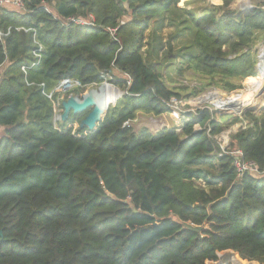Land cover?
<instances>
[{
	"label": "trees",
	"instance_id": "obj_1",
	"mask_svg": "<svg viewBox=\"0 0 264 264\" xmlns=\"http://www.w3.org/2000/svg\"><path fill=\"white\" fill-rule=\"evenodd\" d=\"M222 1L200 14L186 0L0 5V264H219L228 254L264 264V176L239 178L214 139L249 121L230 146L263 171L264 114L216 121L209 110L190 113L181 132L130 125L139 114H170L165 102L183 98L158 69L154 57L165 51L227 93L258 76L264 9L241 13L231 9L234 0ZM91 16L92 26L63 23ZM190 26L192 43L176 53L172 41ZM167 27L175 28L168 48L160 34ZM35 33L44 50L32 66ZM110 71L124 95L96 130L81 127L90 111L76 129L73 113L56 127L55 106L64 110L83 92L59 85H99ZM196 124H209L210 135L195 132Z\"/></svg>",
	"mask_w": 264,
	"mask_h": 264
},
{
	"label": "built area",
	"instance_id": "obj_2",
	"mask_svg": "<svg viewBox=\"0 0 264 264\" xmlns=\"http://www.w3.org/2000/svg\"><path fill=\"white\" fill-rule=\"evenodd\" d=\"M187 1L185 3H187ZM188 2H190V1H188ZM244 4H246V6L243 7ZM0 5H9V6L18 8V9H23V7H24L22 0H0ZM239 7H240V10H238L239 12L248 13L250 11L255 10L258 7L264 9V4L258 3L257 5L253 6L252 3L245 2L243 4H240ZM93 22H94V19L91 16L89 21H83V20L76 19V18H68L63 23L65 26H70L71 24H77V25H83V26L84 25L92 26ZM121 24L123 25V24H125V22H121ZM21 30L28 32V30H26L24 28L18 29V31H21ZM112 32H113V30H112ZM0 35L3 36L5 34L1 33ZM34 42L36 44V49L33 51V54L36 58V62L32 66H36L41 62L42 53L44 50L43 45L36 40V33L34 34ZM255 52H256V59H257L256 69H257V72L259 73V75L257 77H252L249 79H253V78L258 79V78L264 76V43L259 45V47L256 48ZM26 69H27V67H23V71H26ZM102 80H103L102 83L99 85L85 86L78 80L66 79L59 85V87L57 89L62 91L63 93L70 92V91L75 90V89L83 90V92L77 96L79 98H82L84 95L88 94L89 90H91V89H96L99 93L103 88L110 87L111 89H113L115 91L121 92V95L119 98L122 97V94H124V92H122L119 88H117V87L115 88L112 86V85H114V81H115L114 74L112 71L103 73L102 74ZM130 83L131 82L128 79L127 84L130 85ZM261 91H262V93L260 95H258ZM261 91L258 94H256L255 97L258 98V97L264 96V89H262ZM242 93L236 94L235 96L240 95ZM215 95L221 97L219 99H222V101L224 99H226L224 97V95H222L218 90L213 88V90H210L206 95L202 96L201 98L191 99L190 101H188V100L186 101V100H183L181 98L179 99L176 97H172L168 102H165L166 105L171 108L170 114L173 116V120H174L172 128H174L177 132H181L184 125L189 122L188 114H190V113H193L195 115H200V113H202L204 110H209L213 114L212 120L220 121L224 117L231 116V115L232 116L234 115V117L242 118L246 114L245 113L246 110L253 107V101L252 100H251V104L244 109L240 108L239 105H238L239 109H237V110H235L234 108L230 109V108L217 107L210 100L211 96H215ZM48 97L52 98V95H48ZM207 97L209 99H207ZM119 98L110 106L115 105L116 102L119 100ZM207 104H208V106H207ZM109 107L105 110V113L109 109ZM62 114H63V110L59 109V104H57L55 106V109H54V118H53L54 125L56 127L58 126V124L60 122H63ZM215 115L217 116V118L215 117ZM127 124L128 123H126V125ZM247 127H253V125L250 124L249 121H245L243 123L236 124L235 126L230 128L228 131H225V132L221 133L220 135L214 136V139L217 141V143L219 144V146L221 148L222 152H221L220 156L227 154V155H230L232 157L233 166L236 169V173H237V176L239 178H242L246 174H251V175H254L256 177L264 176V170L261 171L256 162L246 160L242 150H239V149L232 150L231 149V146H230L231 136L233 134L237 133L239 130L246 129ZM194 131L195 132L206 131L207 134L210 135L212 130H211V127L209 124L206 127H202L200 124H196L194 126Z\"/></svg>",
	"mask_w": 264,
	"mask_h": 264
},
{
	"label": "rangeland",
	"instance_id": "obj_3",
	"mask_svg": "<svg viewBox=\"0 0 264 264\" xmlns=\"http://www.w3.org/2000/svg\"><path fill=\"white\" fill-rule=\"evenodd\" d=\"M188 1H191L190 4H187L185 6L188 9L196 10V12L198 14H200L205 8H207L209 6H213V5L217 6V5L223 4L222 0H220L221 1L220 4H215L213 2V0H188ZM245 2H250V3H252L253 6L257 5L258 3L264 4V0H234L231 9L238 11V10H240V7H239L240 4H243ZM190 28L191 29H189L188 32L185 33L182 38L174 39L172 41L174 49L176 50V53L178 52L177 50L179 48H181L183 45L186 46L187 44L192 43L193 29L191 26H190ZM174 31H175L174 27H167L164 29V31L160 32V34L164 40L163 43L166 45V48H168V38L170 35L173 34ZM262 43L263 42L259 43L257 45V47H259V45H261ZM189 52H192V50H190ZM194 53H196V51ZM165 54H166V51H165V53H162V55L160 54L159 57L158 56L154 57L155 61H157L159 63L158 69L162 73V76H163L164 80L167 82V84L169 85V87L173 88V89H180L181 95L183 97L181 99L186 100V101L187 100L190 101L191 99L201 98L202 96L206 95L210 90H213L214 87H211L210 85H208V82L204 78H202L198 74H195L191 70L185 69L186 63L184 62V59H183L181 54L177 53V57H170V56H166ZM1 71L2 70H0V72ZM181 71H182V73H181ZM113 74L115 75V73H113ZM257 75H259L258 72H257ZM116 77L119 78L118 75H116ZM259 79L260 78L256 79V81L252 82L249 86H248L249 79L244 80L242 83V89L234 91L232 93H227V92H224V91L217 89V88H214V89L218 90L222 95H224V97L226 99H228V98L233 99L236 97L235 96L236 94H239L242 92H243L242 94H247V96H248L251 93L252 94L255 93L254 89H255L256 85L258 84ZM114 85H112V86L116 88L117 86L116 85L114 86ZM247 86H248V89H247ZM191 90H197L198 94H194L193 96H188V94L190 93ZM99 93H101V91ZM123 95L124 94H122V96ZM207 99H209V98L207 97ZM210 100H211V98H210ZM253 101H254L253 107L247 109L245 113L251 112L256 116L263 115L264 114V96L258 97V98H253ZM115 105H112V106H115ZM109 106L106 105V108H104V110H106ZM207 106H208V104H207ZM221 108H226V107H221ZM77 115L78 116L75 118L76 123L71 125L75 129L78 128L80 125L79 120H80L81 116H79V114H77ZM215 117L217 118L216 115H215ZM224 118H226V117H224ZM173 121H174L173 116L171 114H165V115L160 116V117L148 116V115L145 116V115L139 114L137 119L134 120L133 122H131L130 125L132 126V128L136 132H139L140 130L146 128L151 133H157L164 128H172L173 127ZM224 256H229L228 257L229 259L227 261H225V263L231 262V260L233 259V256H231V255H224ZM222 257L223 256H221V258ZM225 263L223 262V264H225Z\"/></svg>",
	"mask_w": 264,
	"mask_h": 264
},
{
	"label": "water",
	"instance_id": "obj_4",
	"mask_svg": "<svg viewBox=\"0 0 264 264\" xmlns=\"http://www.w3.org/2000/svg\"><path fill=\"white\" fill-rule=\"evenodd\" d=\"M121 1L124 4L127 2V0H121ZM97 94L98 91L96 89H91L89 90L88 94L84 95L82 98H79L77 96H72L67 101L63 102V108H64L62 114L63 122L67 121L71 113L77 115L86 111H90L87 117L81 122V127L82 128L86 127L89 131L96 130L98 124L101 122L103 115L105 114V110H103V107L100 105L98 101ZM186 227L197 232L201 230V227H193L189 224H186ZM2 235L3 232L0 231V237H2ZM228 263L229 262L225 264ZM245 264H259V263L248 262Z\"/></svg>",
	"mask_w": 264,
	"mask_h": 264
},
{
	"label": "bare ground",
	"instance_id": "obj_5",
	"mask_svg": "<svg viewBox=\"0 0 264 264\" xmlns=\"http://www.w3.org/2000/svg\"><path fill=\"white\" fill-rule=\"evenodd\" d=\"M244 6H246V4H244L243 7ZM262 89H264V76L260 77L259 82L254 89L255 93L254 94L251 93L252 95L250 94L247 96V94H241V95L236 96L233 99L228 98V99H224L223 101L222 99H219L221 97L215 95L211 97V101L217 107H226L230 109L234 108L235 110L239 109L240 107L244 109L251 104V100L253 101V98H257L255 97L256 94H258ZM261 93L262 91L258 95H260ZM120 95H121V92L115 91L111 89L110 87H105L101 90V93L97 94V97H98V101L100 105L103 107V110H104V108H106V105L109 106L110 104H113L120 97ZM228 257L229 256H223L221 258L222 261H220L219 264H223V262L225 263V261L229 259ZM231 262L233 264H243L238 259H236L234 256Z\"/></svg>",
	"mask_w": 264,
	"mask_h": 264
}]
</instances>
